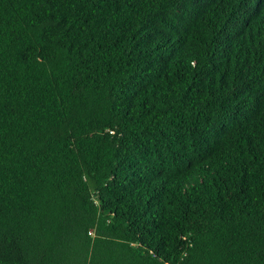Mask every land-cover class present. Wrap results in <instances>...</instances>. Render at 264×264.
Returning <instances> with one entry per match:
<instances>
[{"label":"trees","instance_id":"1","mask_svg":"<svg viewBox=\"0 0 264 264\" xmlns=\"http://www.w3.org/2000/svg\"><path fill=\"white\" fill-rule=\"evenodd\" d=\"M0 264H264V0H0Z\"/></svg>","mask_w":264,"mask_h":264}]
</instances>
